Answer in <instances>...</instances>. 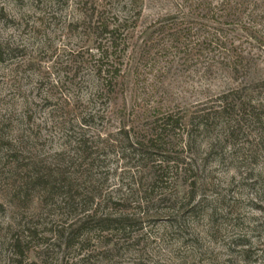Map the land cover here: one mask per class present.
I'll use <instances>...</instances> for the list:
<instances>
[{"label": "rangeland", "instance_id": "1", "mask_svg": "<svg viewBox=\"0 0 264 264\" xmlns=\"http://www.w3.org/2000/svg\"><path fill=\"white\" fill-rule=\"evenodd\" d=\"M181 1L0 0V264H264V0L142 59ZM98 20L126 27L111 85Z\"/></svg>", "mask_w": 264, "mask_h": 264}, {"label": "trees", "instance_id": "2", "mask_svg": "<svg viewBox=\"0 0 264 264\" xmlns=\"http://www.w3.org/2000/svg\"><path fill=\"white\" fill-rule=\"evenodd\" d=\"M182 3V1L177 3L165 13L159 15L148 27V29H151L149 33L150 43L141 48L139 54L142 59L149 54L154 57L159 46H162L159 51L167 52L169 49H181L184 53H189L193 50L197 56L202 55L212 44L224 47V43L220 41L222 38L220 33L224 31L223 26L226 24V19H228L227 17H229L231 12L235 11V7L226 5L227 1L225 0L215 3L205 0L194 3L193 9L186 11L182 7ZM221 9V15L215 18V15ZM125 28L123 22L110 24L103 20H98L95 27L97 45L94 55L98 56L96 58L99 61L98 72L103 74V77L108 78L109 85L123 72L120 61L125 57V53L128 50L125 45L127 37ZM134 52V49H132L130 54H135ZM238 59V55L232 58V63L235 65V63L240 62ZM178 122V119H175L172 115H164L154 121L155 139L148 138L144 143L140 141L134 142L140 154H150L151 152L144 147L147 144V146H154L153 142H159L165 130L168 127L177 126ZM89 220H91L90 215L86 217L82 226L86 225Z\"/></svg>", "mask_w": 264, "mask_h": 264}]
</instances>
